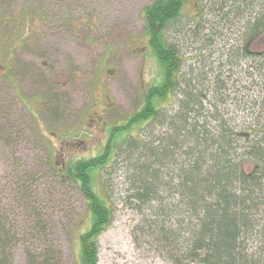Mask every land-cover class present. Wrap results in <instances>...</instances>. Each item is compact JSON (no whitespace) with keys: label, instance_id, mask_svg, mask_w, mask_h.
I'll list each match as a JSON object with an SVG mask.
<instances>
[{"label":"rangeland","instance_id":"374dc122","mask_svg":"<svg viewBox=\"0 0 264 264\" xmlns=\"http://www.w3.org/2000/svg\"><path fill=\"white\" fill-rule=\"evenodd\" d=\"M152 1L0 0V91L9 88L12 95L16 89L26 97L39 125L46 126L42 132L59 168L101 154L111 130L139 111L147 89L161 81L144 28V10ZM214 1L185 0L179 17L166 28L181 58L173 94L159 101L166 118L131 130L130 137L124 133L122 140L118 134L116 162L93 175V189L112 210L97 237L98 264H173L147 236V206L134 205L128 160L145 157L142 142L156 145L162 138L168 120L180 111L178 101L186 100L183 92L196 100V112L191 105L187 110L188 123L197 118L212 137L223 127L244 133L245 140L232 144L237 155L252 152L256 141L264 148V35L250 46L259 59L239 50L243 24L263 5L255 0L236 18L230 7L219 10ZM27 10L30 16L22 25ZM218 75L222 82L216 89ZM16 142L0 141V218L13 228L11 264H81L80 236L90 225L82 192L44 168L41 140ZM183 147L174 151L175 165L186 160L178 157ZM23 185L29 188L20 192ZM173 193L158 194L168 203ZM256 231L264 232V221Z\"/></svg>","mask_w":264,"mask_h":264},{"label":"trees","instance_id":"16d2710c","mask_svg":"<svg viewBox=\"0 0 264 264\" xmlns=\"http://www.w3.org/2000/svg\"><path fill=\"white\" fill-rule=\"evenodd\" d=\"M25 1L31 3V0ZM258 1L263 5L262 13L248 17L243 24L245 30L239 48L241 55L252 59H259V55L253 54L250 46H254L264 35V2ZM184 4L185 0H153L145 8L144 28L149 36L152 54L161 69V81L147 89L139 111L130 116L126 123L111 130L107 144L97 156L70 161L59 168L53 147L45 141L42 132L46 126L39 125L40 117L31 109L26 97L16 89L12 95L9 88L0 91V141L10 144L32 137L37 142L41 140L45 146L44 168L51 170L61 180L67 178L72 181L84 196L90 225L88 231L80 236L81 264H98L97 237L111 220L112 210L93 189L92 181L95 173L111 168L116 162L119 145L113 142L114 138L119 134L122 140L126 137L124 133L130 137L131 130H144L152 120L166 118L160 112L159 101L173 94L181 63L177 47L167 40L166 28L179 17ZM256 4L255 0L213 2L219 10L230 7L236 18ZM28 15V10L23 16L20 15L22 25L26 23ZM0 16L4 17L3 14ZM4 76L10 79L8 73ZM219 77L215 79L216 89L222 82ZM192 96L188 92L182 93L186 100L178 101L180 111L168 120V127L161 132L162 138L158 139L156 145L142 142L145 157L128 160L132 171L129 178L134 205L137 208L147 206L148 214L143 221L147 236L162 252H166L173 264H264V232L256 231L257 225L264 221V148L260 141H256L251 145L255 148H251L252 152L237 155L232 144L245 140L244 133L231 132L223 127L218 130L217 136L212 137L207 124L199 125L197 118L188 123L187 110L190 105L191 110L196 112L193 110L196 100ZM36 102L39 103L38 97L34 104ZM198 104L203 109L202 100ZM25 117L27 121L24 122ZM183 131L185 134L181 135ZM56 133H52L53 136L56 137ZM183 144L186 150L178 157H185L186 160L178 166L175 165L174 151ZM173 164L175 169H171ZM247 165H251L252 169L247 170ZM27 188V185L21 186L20 192ZM171 190L174 198L164 203L159 191L167 193ZM257 193L258 197L254 196ZM12 229L9 222L1 217L0 264H11Z\"/></svg>","mask_w":264,"mask_h":264}]
</instances>
